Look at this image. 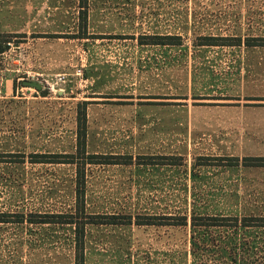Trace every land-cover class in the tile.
<instances>
[{"label": "rangeland", "instance_id": "1", "mask_svg": "<svg viewBox=\"0 0 264 264\" xmlns=\"http://www.w3.org/2000/svg\"><path fill=\"white\" fill-rule=\"evenodd\" d=\"M87 2L0 0V214L26 218L0 224V264L77 263L75 226L27 220L75 215L77 166L33 161L77 153L83 102L87 155L101 157L79 160L86 214L132 217L87 225L85 264H264V226L243 221H264V167L229 159L241 137L228 108L241 88L255 90L256 69L264 87V49L245 45L264 37V0ZM151 36L181 42L142 44ZM206 37L242 45L202 46ZM182 217L187 225L166 224Z\"/></svg>", "mask_w": 264, "mask_h": 264}, {"label": "trees", "instance_id": "2", "mask_svg": "<svg viewBox=\"0 0 264 264\" xmlns=\"http://www.w3.org/2000/svg\"><path fill=\"white\" fill-rule=\"evenodd\" d=\"M87 0H83V6L87 7ZM83 23L87 26V14H82ZM84 38V37H83ZM227 40V38H215V37H206L204 38V43L202 46H241V41H238L237 44H219V41ZM240 40V39H238ZM147 45H180V37L177 36H151L147 38ZM245 45L249 48L252 47H261L264 48V37L260 38H250L247 39ZM4 52V49L0 47V54ZM88 103H81L82 111L78 116V131H77V153L74 155H36L33 163L37 164H74L77 166V180H76V205H75V215H31V220H27L30 224L37 225H50V224H68L75 226V234H76V246H77V255H76V264H85V255H84V247H85V234H86V226L87 225H130L132 224V217H117V216H100V215H89L87 212L86 205V166L87 162L83 161L79 163L80 159H88L89 164H97L101 157L98 155H87V125H86V111H84L87 107ZM232 161H236L237 165H239L240 158H229ZM103 164H132L133 158L131 156H105ZM113 160V161H111ZM125 160V161H124ZM243 164L245 166H255V167H264V157H247L242 159ZM250 163V164H248ZM178 164V163H172ZM4 213L11 212H3L0 214V224L1 223H18L22 224L26 222L25 215L15 214L9 215ZM11 216H15L17 218L16 221H12ZM80 218V219H78ZM124 220V221H121ZM137 225H158L152 221H143V218H138ZM152 220V219H149ZM176 220L174 223H166L170 225L184 226L187 225V219L185 217L170 219ZM201 220H204L201 225L206 226H222L228 221L226 218H215V217H205ZM255 220L263 221L262 218H245L243 221L245 222L244 226H264V225H249L246 224L247 221L252 222ZM264 222V221H263ZM197 223H195L196 225Z\"/></svg>", "mask_w": 264, "mask_h": 264}, {"label": "crops", "instance_id": "3", "mask_svg": "<svg viewBox=\"0 0 264 264\" xmlns=\"http://www.w3.org/2000/svg\"><path fill=\"white\" fill-rule=\"evenodd\" d=\"M250 49L263 50L264 48L252 47ZM246 68L248 69V67ZM262 77L256 69L253 84V86H256L254 87L255 90L243 87L238 96L231 97L228 101L230 102L228 108L231 110L230 113L233 114L230 116L229 121L234 118L239 125V137H241V141H239L240 159L264 157V87L261 82V84L257 83ZM12 88V83H8L7 94L13 91ZM244 137H248L249 140H245Z\"/></svg>", "mask_w": 264, "mask_h": 264}, {"label": "water", "instance_id": "4", "mask_svg": "<svg viewBox=\"0 0 264 264\" xmlns=\"http://www.w3.org/2000/svg\"><path fill=\"white\" fill-rule=\"evenodd\" d=\"M24 85L29 86V87H34L38 90L43 89V86L39 82H36V81H27V82H24Z\"/></svg>", "mask_w": 264, "mask_h": 264}]
</instances>
